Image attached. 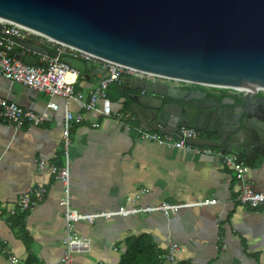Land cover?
I'll return each mask as SVG.
<instances>
[{"label":"crops","instance_id":"0c3cea01","mask_svg":"<svg viewBox=\"0 0 264 264\" xmlns=\"http://www.w3.org/2000/svg\"><path fill=\"white\" fill-rule=\"evenodd\" d=\"M23 40L55 50L53 45L35 36ZM12 49L36 57L37 61L42 55L17 43ZM84 74L73 79V87L82 93V100H88L103 71L98 63L90 62ZM133 80L124 77L121 83H109L106 96L111 101V113L108 116L85 111L81 101L74 98L54 96L51 99L58 108L48 110L47 119L39 126L16 130L11 124L0 122V264H13L12 255L25 264L29 254L30 264H60L66 247L64 207L59 203L62 183L40 172L37 162L63 163V156L61 159L58 156L62 150L65 107L74 113H84L83 122H72L70 129V195L71 206L77 212L131 206L127 199L143 188L148 192L137 202L140 205L217 199L214 204L184 207L167 216L158 212L141 213L100 218L92 223L77 222V231L89 238L90 246L73 254L72 264H114L124 250V238L142 233H147L160 247L177 243L182 248L179 260L188 264H264V209L239 203V183L220 157L146 141L134 131L126 130L127 124L150 128L143 113L149 111L152 97L147 92L143 93L148 97H129L127 94L142 93L129 89ZM196 88L217 94L221 90ZM0 97L37 112L44 110L50 99L43 92L2 76ZM168 101L174 100L164 98V102ZM93 122L98 126L93 127ZM199 136L212 135L200 132ZM245 179L254 190L264 192V154L248 165ZM28 187L45 190L44 198L35 201L24 218L23 226L31 238L29 249L18 237L17 229H11L6 221L9 209Z\"/></svg>","mask_w":264,"mask_h":264},{"label":"water","instance_id":"95a60500","mask_svg":"<svg viewBox=\"0 0 264 264\" xmlns=\"http://www.w3.org/2000/svg\"><path fill=\"white\" fill-rule=\"evenodd\" d=\"M4 22L194 86L246 88L235 97L218 98L202 89L137 79L129 89L142 93L127 95L152 97L143 113L150 129L173 133L184 126L207 132L212 136L190 142L233 151L247 165L264 154V97L257 94L264 90V0H0V35ZM14 40L25 50L48 53ZM2 50L24 63L38 62L24 52ZM63 59L79 70L78 77L90 65Z\"/></svg>","mask_w":264,"mask_h":264},{"label":"built area","instance_id":"2783aa9c","mask_svg":"<svg viewBox=\"0 0 264 264\" xmlns=\"http://www.w3.org/2000/svg\"><path fill=\"white\" fill-rule=\"evenodd\" d=\"M8 26L4 29V34L0 35V76L13 82H17L37 91L43 92L50 97L46 102L45 109L42 111H33L23 108L17 103L6 98L0 97V122L11 124L14 129H31L45 122L48 115V110H56L58 104L51 99L54 96L64 98H74L81 101V105L85 111H96L102 115L108 116L111 113V101L106 96V89L111 82L121 83L124 77H131L134 80L145 79L150 81L167 82L176 87H192V83L176 79L168 78L155 73L137 70L125 65H121L109 60H105L88 52L78 50L72 46L57 43L33 30L23 26L4 22ZM28 36H35L43 40L45 43L53 45L55 51L53 53L42 54L40 60L36 64L24 63L13 55L2 50L6 48L11 50L15 45L14 38L24 39ZM63 54H68L70 57L82 59L88 62L98 63L103 71L98 85L89 92L88 100H82V93L75 91L73 87V79L78 77L79 70L63 59ZM228 91L240 92L234 88L227 89ZM264 91V90H257ZM84 120V113H74L67 107L63 113V165L56 166L46 163L43 160L37 162V167L40 172L54 175L62 183V193L59 198V203L64 207L65 220V238L66 245L62 254L60 264H72L73 253L88 250L90 240L88 237L77 233V222L92 223L97 219H111L114 217H125L137 214H152L162 213L170 215L178 210L189 206H199L216 203V198H204L199 201L173 203L169 201H160L155 205L144 204L140 205L137 202L143 194L148 192V189L139 190L133 197L127 200L132 203L131 206L119 205L111 210L97 211L94 213H79L71 206L70 195V146L71 138L69 136V128L72 122L81 123ZM93 127L98 126L97 122L92 123ZM126 130L134 131L141 139L151 141L165 146L187 151H194L202 155H216L220 157L227 167H229L239 183L237 200L240 204L249 207H263L264 209V192L254 190L245 176L248 170V165L239 155L233 151H227L222 148H215L210 145H196L190 141L199 136V131L192 127H180L175 132V135L164 133L161 130H153L143 127L139 124H127ZM45 190L38 187H28L18 197L16 204L9 209L8 213L13 214L15 210L24 211L29 208L35 201L43 198ZM35 199V200H34ZM17 208V209H16ZM179 246L175 242H171L167 248L166 260L173 262ZM10 261L13 264H21L19 259L12 255Z\"/></svg>","mask_w":264,"mask_h":264},{"label":"trees","instance_id":"16d2710c","mask_svg":"<svg viewBox=\"0 0 264 264\" xmlns=\"http://www.w3.org/2000/svg\"><path fill=\"white\" fill-rule=\"evenodd\" d=\"M47 50L48 53H53L55 51L53 48L50 47ZM219 92H220V96H223V94H225L224 89H221ZM71 127L72 124L69 128V136H70ZM62 156H63V149L61 150L58 159H61ZM58 164L60 165H56V166L63 165V163H61L60 160L58 161ZM31 206L24 211L15 210L13 214L7 213V218H6L9 227L11 229H17L18 237L22 239L27 249H29L30 247L31 238L29 237L27 231L25 230L23 223H24V218L29 213ZM124 246L125 247L123 252L120 253L118 261L114 264H172L167 262L166 260V254H167L166 247L164 248L158 246L147 233H142L137 236L129 235L125 237ZM0 249H2L1 243H0ZM31 259H32L31 254H29L25 264H30ZM98 264H104V263H98ZM176 264H188V263L179 260L177 261Z\"/></svg>","mask_w":264,"mask_h":264},{"label":"flooded vegetation","instance_id":"af4514ba","mask_svg":"<svg viewBox=\"0 0 264 264\" xmlns=\"http://www.w3.org/2000/svg\"><path fill=\"white\" fill-rule=\"evenodd\" d=\"M187 88H189V89H197L196 88V86H192V87H187ZM219 92V91H218ZM262 92H264V91H258L257 92V94L259 95V96H261V97H264V93H262ZM208 94H210V95H213L214 97H225V96H230V97H235V96H237V94H239V92H235V91H231V92H225V94H223V96H220V93L219 94H217V93H215V91H213V92H208ZM222 94V93H221Z\"/></svg>","mask_w":264,"mask_h":264},{"label":"rangeland","instance_id":"374dc122","mask_svg":"<svg viewBox=\"0 0 264 264\" xmlns=\"http://www.w3.org/2000/svg\"><path fill=\"white\" fill-rule=\"evenodd\" d=\"M196 87H198V86H196ZM225 91H227V90H225ZM262 93H264V92H262ZM62 137H63V132H62ZM38 168V167H37ZM39 170V169H38ZM77 233L79 234V232L77 231ZM65 244V243H64ZM66 246V245H65ZM168 247H166V249H167ZM75 253H78V252H75ZM75 253H73V254H75ZM181 253H182V248L179 246V249H178V251L176 252V255H175V260L173 261V262H171V261H169V263H172V264H176L177 263V261H179V259H180V255H181Z\"/></svg>","mask_w":264,"mask_h":264},{"label":"bare ground","instance_id":"6f19581e","mask_svg":"<svg viewBox=\"0 0 264 264\" xmlns=\"http://www.w3.org/2000/svg\"><path fill=\"white\" fill-rule=\"evenodd\" d=\"M36 32V31H35ZM44 43V42H43ZM234 89H236V90H239V91H241V90H246V88H243V87H234ZM257 89V88H256Z\"/></svg>","mask_w":264,"mask_h":264}]
</instances>
